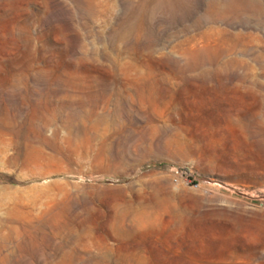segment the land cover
Here are the masks:
<instances>
[{
	"label": "rangeland",
	"instance_id": "374dc122",
	"mask_svg": "<svg viewBox=\"0 0 264 264\" xmlns=\"http://www.w3.org/2000/svg\"><path fill=\"white\" fill-rule=\"evenodd\" d=\"M0 264H264V0H0Z\"/></svg>",
	"mask_w": 264,
	"mask_h": 264
}]
</instances>
